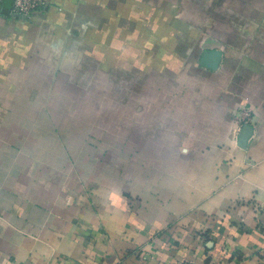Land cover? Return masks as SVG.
<instances>
[{"label":"crops","instance_id":"0c3cea01","mask_svg":"<svg viewBox=\"0 0 264 264\" xmlns=\"http://www.w3.org/2000/svg\"><path fill=\"white\" fill-rule=\"evenodd\" d=\"M47 2L0 1V264H264V0Z\"/></svg>","mask_w":264,"mask_h":264},{"label":"built area","instance_id":"2783aa9c","mask_svg":"<svg viewBox=\"0 0 264 264\" xmlns=\"http://www.w3.org/2000/svg\"><path fill=\"white\" fill-rule=\"evenodd\" d=\"M48 6L47 0H14L11 16L13 18H26L32 13L46 11ZM241 116L243 124L251 123L252 111L243 109Z\"/></svg>","mask_w":264,"mask_h":264},{"label":"water","instance_id":"95a60500","mask_svg":"<svg viewBox=\"0 0 264 264\" xmlns=\"http://www.w3.org/2000/svg\"><path fill=\"white\" fill-rule=\"evenodd\" d=\"M222 60V53L219 51L206 52L202 58V65L215 70L220 65ZM254 132L253 126L246 125L240 132L238 143L241 148H245L248 144L250 137Z\"/></svg>","mask_w":264,"mask_h":264},{"label":"rangeland","instance_id":"374dc122","mask_svg":"<svg viewBox=\"0 0 264 264\" xmlns=\"http://www.w3.org/2000/svg\"><path fill=\"white\" fill-rule=\"evenodd\" d=\"M115 86V85H114ZM128 89L130 90V91H134L135 92V90H142V85L141 84H132L131 86H128Z\"/></svg>","mask_w":264,"mask_h":264}]
</instances>
